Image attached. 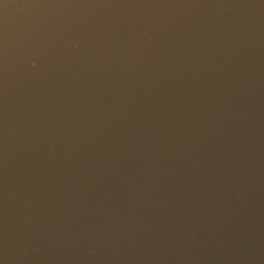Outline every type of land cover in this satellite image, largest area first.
<instances>
[{
    "label": "water",
    "instance_id": "1",
    "mask_svg": "<svg viewBox=\"0 0 264 264\" xmlns=\"http://www.w3.org/2000/svg\"><path fill=\"white\" fill-rule=\"evenodd\" d=\"M0 264H264V0H0Z\"/></svg>",
    "mask_w": 264,
    "mask_h": 264
}]
</instances>
